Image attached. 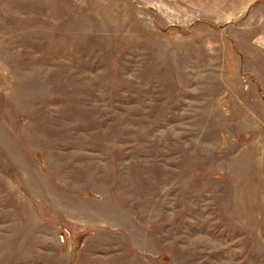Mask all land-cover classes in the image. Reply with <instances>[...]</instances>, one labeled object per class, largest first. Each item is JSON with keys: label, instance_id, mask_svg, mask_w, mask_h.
Masks as SVG:
<instances>
[{"label": "rangeland", "instance_id": "1", "mask_svg": "<svg viewBox=\"0 0 264 264\" xmlns=\"http://www.w3.org/2000/svg\"><path fill=\"white\" fill-rule=\"evenodd\" d=\"M0 264H264V0H0Z\"/></svg>", "mask_w": 264, "mask_h": 264}]
</instances>
